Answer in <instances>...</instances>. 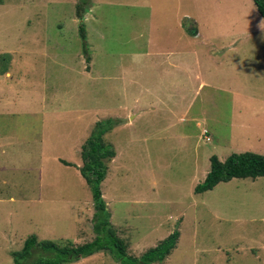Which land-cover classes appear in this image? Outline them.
Here are the masks:
<instances>
[{
  "label": "rangeland",
  "instance_id": "374dc122",
  "mask_svg": "<svg viewBox=\"0 0 264 264\" xmlns=\"http://www.w3.org/2000/svg\"><path fill=\"white\" fill-rule=\"evenodd\" d=\"M107 118L101 191L128 255L178 230L163 264H264V176L193 191L210 156L264 155L252 0H0V264L31 234L94 238L80 147ZM68 264L120 263L100 251Z\"/></svg>",
  "mask_w": 264,
  "mask_h": 264
},
{
  "label": "trees",
  "instance_id": "16d2710c",
  "mask_svg": "<svg viewBox=\"0 0 264 264\" xmlns=\"http://www.w3.org/2000/svg\"><path fill=\"white\" fill-rule=\"evenodd\" d=\"M252 1L264 24V0ZM190 33L194 34V29H191ZM79 36L84 46L86 35L83 25L79 27ZM117 123L118 120L114 118L95 122L80 147L82 164L78 169L91 192L94 208L92 216L94 238L81 244H73L70 241H39L35 234H31L24 240L19 250L11 252L12 264H68L100 251L110 252L120 264L162 263L176 247L179 238L178 230L171 232L138 257L128 255L125 241L110 223V214L102 196L101 183L107 176L109 162L116 155L113 145L105 139V134L110 132ZM60 161L64 165H71L63 159ZM209 161L210 168L203 181L193 188L196 194L211 190L218 183L229 181L232 178L254 179L264 176V155L255 152L232 153L224 160L212 155ZM34 253H37L35 258H33Z\"/></svg>",
  "mask_w": 264,
  "mask_h": 264
},
{
  "label": "crops",
  "instance_id": "0c3cea01",
  "mask_svg": "<svg viewBox=\"0 0 264 264\" xmlns=\"http://www.w3.org/2000/svg\"><path fill=\"white\" fill-rule=\"evenodd\" d=\"M194 31H195L194 35L198 36V33L196 32V30H194ZM173 55H175L173 53V51H166V53L164 54L165 57H170ZM194 58H195V65L197 66V69H198V52L194 53ZM195 77L198 79V74H196ZM203 83H204L203 80H199V85H202ZM162 264H163V262H162Z\"/></svg>",
  "mask_w": 264,
  "mask_h": 264
},
{
  "label": "built area",
  "instance_id": "2783aa9c",
  "mask_svg": "<svg viewBox=\"0 0 264 264\" xmlns=\"http://www.w3.org/2000/svg\"><path fill=\"white\" fill-rule=\"evenodd\" d=\"M201 133L204 136L206 141H208L210 139L209 136H207V133H208L207 129L203 128Z\"/></svg>",
  "mask_w": 264,
  "mask_h": 264
},
{
  "label": "clouds",
  "instance_id": "9594fccd",
  "mask_svg": "<svg viewBox=\"0 0 264 264\" xmlns=\"http://www.w3.org/2000/svg\"><path fill=\"white\" fill-rule=\"evenodd\" d=\"M208 131V130H207ZM202 134V133H201ZM205 139V138H204Z\"/></svg>",
  "mask_w": 264,
  "mask_h": 264
}]
</instances>
